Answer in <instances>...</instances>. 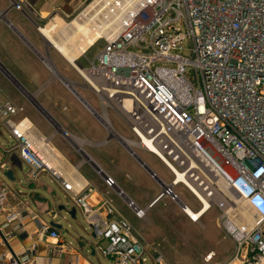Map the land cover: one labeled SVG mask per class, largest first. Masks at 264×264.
<instances>
[{
  "label": "built area",
  "instance_id": "1",
  "mask_svg": "<svg viewBox=\"0 0 264 264\" xmlns=\"http://www.w3.org/2000/svg\"><path fill=\"white\" fill-rule=\"evenodd\" d=\"M130 2L133 8L102 39L101 52L87 68H73L99 106L97 112L87 104L89 114L109 135L108 113L116 116L131 136L120 138L128 152L151 155L171 176L147 208L131 202L128 208L145 221L150 208L169 199L187 216L180 188L197 204V215L217 211L218 227L234 245L227 264H264V0ZM91 3L73 20L90 16ZM17 111L10 102L0 104V121L27 179L47 175L68 193L69 206L95 235L94 252L113 264H170L158 252L148 254L126 221L91 205L92 188L67 178L29 121H12ZM104 185L112 190L114 182L107 177ZM7 196L0 185V210ZM203 216L187 218L198 224ZM41 233L59 238L49 226ZM1 264L28 263L10 258Z\"/></svg>",
  "mask_w": 264,
  "mask_h": 264
},
{
  "label": "crops",
  "instance_id": "2",
  "mask_svg": "<svg viewBox=\"0 0 264 264\" xmlns=\"http://www.w3.org/2000/svg\"><path fill=\"white\" fill-rule=\"evenodd\" d=\"M89 1L0 0V104L10 102L18 110L12 118L14 123L27 119L23 112L20 113L18 109L20 106L29 113L28 105L21 96L22 90L25 95L23 96L28 100L29 94H34L48 85V77L39 58L46 51L45 42L48 47L53 49L54 47L47 42L38 28L46 27L55 18L61 21L68 20ZM49 63L51 64L50 61ZM53 65L54 70H60V67H56L54 63ZM46 66L49 70V66ZM33 103L37 104L35 101ZM32 119L36 127L27 120L37 138L45 139L52 146L53 143L55 145L57 142L54 137L46 139V128L40 118L32 115ZM83 137L91 139L86 135ZM100 140L105 139L99 137L97 142H101ZM112 141L108 139L97 146L95 154L99 156L100 162L82 151L94 161L93 163L105 176L113 180L112 190L105 187V177L95 172L91 164L77 163L65 147L60 146L59 151L56 149L62 155L64 162L57 158L56 160L63 167L69 180L81 182L92 188L89 203L93 206L100 205L103 216L104 214L107 216L110 211L111 216H107L109 219L124 220L133 227L135 221L140 222V220L128 208V202L139 210L147 208L161 192V186L170 183V178L162 180L141 160L158 178L155 180L123 146L121 147L117 142L111 145ZM13 167L17 169L21 167V170ZM7 169H14V183L2 178L3 172ZM26 173L27 169L17 157V148L0 121V185L8 190L6 205L0 210V264L10 258H18L28 264H113L112 261L105 260L96 252L89 250L91 246L94 247L95 241L89 238L90 226L79 213L77 219L72 221L65 214L58 212L59 206L70 205L68 193L47 175L29 181ZM118 191L122 193L121 196L118 195ZM176 194L183 203L178 192ZM162 201L165 199L160 202ZM158 203L149 209L146 219ZM177 204L178 210L184 215L180 204ZM51 223L59 225L60 230L51 228ZM190 224L194 225L191 222ZM44 226L55 230L59 235L58 240H51L47 235H43L41 229ZM141 228L142 226L139 229ZM230 243L234 248L233 243L231 241ZM210 255L213 258V254Z\"/></svg>",
  "mask_w": 264,
  "mask_h": 264
},
{
  "label": "rangeland",
  "instance_id": "3",
  "mask_svg": "<svg viewBox=\"0 0 264 264\" xmlns=\"http://www.w3.org/2000/svg\"><path fill=\"white\" fill-rule=\"evenodd\" d=\"M91 1L92 0L86 2L74 16L64 22L66 24L72 22L75 16L86 5L91 3ZM103 45L104 40L98 41L78 60L77 66L87 68L88 62L101 52ZM45 46L47 48L46 51L43 52L44 59H39L46 71L48 85L45 88H40L34 94H29L30 99L28 98V100L23 96L24 94L22 92L21 96L28 105L29 113L23 110L21 106L18 108L20 113L23 112L25 114L24 117H26L34 127L36 126L32 119V115L39 117L46 128V139L54 137L57 143L55 145L53 143V147L57 150L60 146L65 147L73 156V160L77 163L87 162L82 158L81 154L78 152L79 150L85 152L89 157L91 155L95 160L100 162L99 156L95 154L97 146L105 143L108 139L113 140L110 143L111 145L117 142L128 151L127 147L120 139L121 137L131 138L126 127L116 116L108 113L112 132L114 133L113 136L111 135L112 133L109 135L100 120L96 116L89 114L87 104L92 106L97 112H99L100 109L94 97L82 85V80L77 72L68 65L56 51H53V48L50 50L46 42ZM45 59H47V61ZM49 61L52 65L54 63L56 67H60V70L55 69V75L50 68L49 70L47 69L46 65L52 67ZM54 67L53 65V69ZM34 101L39 105L41 110L34 106ZM42 111H44L45 114H43ZM46 115L56 123L66 135L82 142L85 141V144L78 146L68 138L66 139L63 134L56 131V128L51 125ZM80 133L91 139L83 137ZM99 137L105 140L97 142ZM135 154L140 160L153 169L154 174L162 180L170 178L171 181V176L169 175L168 177L166 170L154 157L139 151L135 152ZM162 188L161 186V191ZM176 192H178L183 202L182 204H185L188 209L192 212L198 210L197 204L188 193L180 188L176 189ZM217 218V211L211 210L200 220V223L192 225L188 219L180 213L176 202L165 199V201L159 202L158 205L151 210L147 219L145 218V221H135V225H133L134 228H132L135 229L134 231L138 240L149 250L148 254L149 252L150 254L158 252L170 264H205L204 258L209 253L213 254V261L211 260L212 262L210 261V264L229 263L233 256L234 248L222 230L219 229ZM141 226L142 228L139 229Z\"/></svg>",
  "mask_w": 264,
  "mask_h": 264
},
{
  "label": "bare ground",
  "instance_id": "4",
  "mask_svg": "<svg viewBox=\"0 0 264 264\" xmlns=\"http://www.w3.org/2000/svg\"><path fill=\"white\" fill-rule=\"evenodd\" d=\"M130 1L131 0H94L85 11L90 13V16L87 17L85 16L87 14L83 13L85 18L81 21L73 20L70 24H66L64 21L55 18L46 27H42L41 29L38 28V31L41 32L47 42L54 47L57 54L67 64L78 70L76 65L78 60L98 41L107 39L111 36L116 27L119 25L125 11L133 8L134 2ZM102 17L104 19L103 21L101 20ZM55 34H58V36L54 37ZM49 68L55 75L53 67L49 65ZM50 123L56 128V131L63 134L66 139L68 138L71 142L78 146L83 145L82 141L66 135V133H64L56 123L53 121H50ZM110 133H112L111 135L113 136L114 133L112 131H110ZM40 144H42L41 141L38 142V145ZM46 144L52 151L53 155L58 160H62L64 162L62 155L48 141H46ZM128 145L130 144L128 143ZM205 208H207L206 205ZM197 213L198 212H192L189 209L186 212L188 217L195 220L200 218V216H203L202 214L197 215ZM246 213L251 214L247 210Z\"/></svg>",
  "mask_w": 264,
  "mask_h": 264
},
{
  "label": "water",
  "instance_id": "5",
  "mask_svg": "<svg viewBox=\"0 0 264 264\" xmlns=\"http://www.w3.org/2000/svg\"><path fill=\"white\" fill-rule=\"evenodd\" d=\"M19 89L22 90L21 88H19ZM22 92H23V90H22ZM34 106L36 108L40 109L39 105H37L35 103H34ZM42 112H43V114H45L44 111H42ZM46 118L49 119V117L47 115H46ZM49 121H52V120L49 119ZM78 152L81 154L82 158H84L85 161L88 160L87 162L92 165V167L95 170V172H97L99 175L107 178V176H105V174L98 168L97 165H95L93 163V161L85 153H83L81 150H79ZM129 154L133 158H135L139 162V164H141V166L144 168L145 172H147V174L149 176L152 177L154 175V174H152V172L148 168H146V166L141 162V160L138 157H136L134 154H132L130 152H129ZM13 168H16L17 169V167H13ZM13 170L12 169H7L5 172H3L2 178H4L9 183H14L15 182V177H14V171ZM17 170H21V167H18ZM164 186L165 185H163V187ZM118 193L122 194L120 191H118ZM57 210H58V212L65 214L72 221H75L77 219L76 218V216L78 215L77 210L74 207L68 206V204L59 206ZM50 227L53 228V229H56V230H60V226L59 225H56L54 223H51L50 224ZM89 238L91 240L95 241V235L92 232H91ZM89 250L92 251V252H94V248L92 246L90 247Z\"/></svg>",
  "mask_w": 264,
  "mask_h": 264
},
{
  "label": "clouds",
  "instance_id": "6",
  "mask_svg": "<svg viewBox=\"0 0 264 264\" xmlns=\"http://www.w3.org/2000/svg\"><path fill=\"white\" fill-rule=\"evenodd\" d=\"M263 174V172H261V175ZM243 183V182H242Z\"/></svg>",
  "mask_w": 264,
  "mask_h": 264
}]
</instances>
